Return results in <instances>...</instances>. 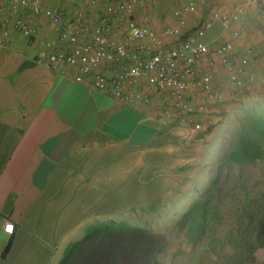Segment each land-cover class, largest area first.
<instances>
[{
  "label": "crops",
  "instance_id": "1",
  "mask_svg": "<svg viewBox=\"0 0 264 264\" xmlns=\"http://www.w3.org/2000/svg\"><path fill=\"white\" fill-rule=\"evenodd\" d=\"M157 1L166 13L190 0ZM196 1L190 26L207 10L232 14L248 6L240 19L249 22L232 28L240 38L264 42V24L255 28L250 21L259 4ZM152 2L140 0L138 7L150 10ZM35 23L37 38L12 31L0 43V264H60L96 220L166 199L182 167L175 140L181 131L159 118L155 102L148 110L126 104L76 80L75 69L64 73L42 64L50 52L46 40L60 27L43 15ZM233 29L216 23L208 40L229 38ZM6 221L15 225L12 235Z\"/></svg>",
  "mask_w": 264,
  "mask_h": 264
},
{
  "label": "rangeland",
  "instance_id": "2",
  "mask_svg": "<svg viewBox=\"0 0 264 264\" xmlns=\"http://www.w3.org/2000/svg\"><path fill=\"white\" fill-rule=\"evenodd\" d=\"M42 1L59 7L69 17L85 10L89 18L96 13L92 17L95 19L103 11L102 4L89 6L91 0ZM153 1L150 10L137 7L132 17L160 33L168 27L179 28L180 34L164 37V48L181 47L194 35L197 24L211 13L205 11L206 16L191 26L189 14L187 24L181 25L176 11L182 7H172L163 13V2ZM249 8L244 6L243 14ZM240 17L229 25L219 23L229 30L236 21L249 22L248 18ZM250 21H255V28L262 27L264 9L259 7ZM230 34L229 38L221 36L211 41L207 34L204 40L213 49L218 43L231 41L239 57L249 56V64H237L243 84L229 80L219 58L213 66L209 55L199 60L196 71L214 70L213 89L219 96L208 98L196 89L189 90L188 100L202 103L205 110L194 115V121L180 123L165 119L168 125L181 131L175 138L181 146L178 152L182 158L181 171L176 172L177 184L162 202L137 206L113 218L127 220L163 236L158 264L264 262V244L254 231L264 208V42L240 38L236 29ZM154 106L161 118L159 102ZM195 121L202 123V128L196 129ZM256 145L261 149L259 157L240 158V150H252ZM253 246L254 251L250 252Z\"/></svg>",
  "mask_w": 264,
  "mask_h": 264
},
{
  "label": "built area",
  "instance_id": "3",
  "mask_svg": "<svg viewBox=\"0 0 264 264\" xmlns=\"http://www.w3.org/2000/svg\"><path fill=\"white\" fill-rule=\"evenodd\" d=\"M89 6L102 4L103 11L97 18H89L86 11L69 17L56 6H47L40 0L0 1V43L5 44L12 31L23 37L35 39L39 27L38 16H46L50 23L59 26L56 38L46 40L50 49L42 64L67 73L76 70V80L89 83L96 89L116 99L144 110L158 101L161 118L180 123L194 121V115L205 110L202 103L188 100L186 93L196 89L208 98H217L213 89L214 70L196 71L199 60L209 55L210 66L219 58L228 71L229 80L243 84L237 64L250 63L249 56H238L231 41L218 43L213 49L205 41L208 32L222 22L231 24L243 11L239 6L232 14L213 11L196 26L195 33L181 47L164 48V37L180 34V29L168 27L158 32L144 26L132 17L140 0H91ZM264 9V0H246ZM198 2L193 0L176 11L181 25L188 22V15L196 12ZM196 129L202 123L194 122ZM11 226L13 231L8 232ZM15 225L6 221L4 230L12 235Z\"/></svg>",
  "mask_w": 264,
  "mask_h": 264
},
{
  "label": "trees",
  "instance_id": "4",
  "mask_svg": "<svg viewBox=\"0 0 264 264\" xmlns=\"http://www.w3.org/2000/svg\"><path fill=\"white\" fill-rule=\"evenodd\" d=\"M260 155L261 149L257 145L252 150L239 152L240 158L244 159ZM254 231L264 244V208L255 222ZM162 240L161 234L127 220H96L82 238L69 245L60 264H158ZM254 248L250 247L249 251Z\"/></svg>",
  "mask_w": 264,
  "mask_h": 264
},
{
  "label": "snow or ice",
  "instance_id": "5",
  "mask_svg": "<svg viewBox=\"0 0 264 264\" xmlns=\"http://www.w3.org/2000/svg\"><path fill=\"white\" fill-rule=\"evenodd\" d=\"M7 230H8V232H10V233L13 231V229H12L11 226H9Z\"/></svg>",
  "mask_w": 264,
  "mask_h": 264
}]
</instances>
